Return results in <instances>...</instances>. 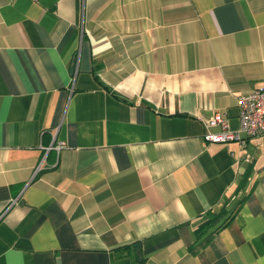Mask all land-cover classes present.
Listing matches in <instances>:
<instances>
[{
  "label": "crops",
  "instance_id": "crops-1",
  "mask_svg": "<svg viewBox=\"0 0 264 264\" xmlns=\"http://www.w3.org/2000/svg\"><path fill=\"white\" fill-rule=\"evenodd\" d=\"M263 83L264 0H0V264H264Z\"/></svg>",
  "mask_w": 264,
  "mask_h": 264
},
{
  "label": "built area",
  "instance_id": "built-area-1",
  "mask_svg": "<svg viewBox=\"0 0 264 264\" xmlns=\"http://www.w3.org/2000/svg\"><path fill=\"white\" fill-rule=\"evenodd\" d=\"M238 131L244 136L264 135V83L248 93L236 98ZM207 127L218 125L220 131L207 132L204 139L211 142H222L239 137L238 133L227 129L226 117L217 113L204 121ZM61 143H57L56 149Z\"/></svg>",
  "mask_w": 264,
  "mask_h": 264
},
{
  "label": "trees",
  "instance_id": "trees-1",
  "mask_svg": "<svg viewBox=\"0 0 264 264\" xmlns=\"http://www.w3.org/2000/svg\"><path fill=\"white\" fill-rule=\"evenodd\" d=\"M250 170L251 163L249 162L248 166L239 173L237 180L233 184L231 190V194L234 196L233 199L226 197L217 211L208 210L204 216H201L200 222L193 230L195 236H200L206 232H216L230 223L234 213L241 204L242 198L240 194L242 193L244 182Z\"/></svg>",
  "mask_w": 264,
  "mask_h": 264
}]
</instances>
